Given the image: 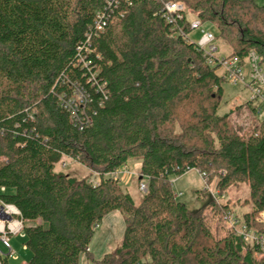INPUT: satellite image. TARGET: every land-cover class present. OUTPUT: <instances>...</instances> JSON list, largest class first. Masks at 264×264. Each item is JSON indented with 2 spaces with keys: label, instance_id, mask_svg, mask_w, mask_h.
<instances>
[{
  "label": "trees",
  "instance_id": "16d2710c",
  "mask_svg": "<svg viewBox=\"0 0 264 264\" xmlns=\"http://www.w3.org/2000/svg\"><path fill=\"white\" fill-rule=\"evenodd\" d=\"M168 1L0 0V204L19 211L30 253L22 264L92 260L93 227L114 210L124 233L97 264H264L235 231L219 234L227 202L191 211L171 183L194 169L217 178L219 195L246 184L243 220L264 230V105L246 102L247 133L235 110L219 115V65L186 37L190 14L216 26L226 57L254 51L264 65V4L176 0L186 11L172 22L162 11ZM63 156L100 182L56 171ZM133 158L147 185L138 205L106 177ZM0 263L16 264L7 255Z\"/></svg>",
  "mask_w": 264,
  "mask_h": 264
},
{
  "label": "rangeland",
  "instance_id": "374dc122",
  "mask_svg": "<svg viewBox=\"0 0 264 264\" xmlns=\"http://www.w3.org/2000/svg\"><path fill=\"white\" fill-rule=\"evenodd\" d=\"M256 3L262 5L264 0H253ZM189 21L195 19V17L188 14ZM203 28L206 31L212 32L216 37V47L217 51L215 56L218 58L226 57L230 52V47L227 43L218 37V31L214 24L205 22L203 23ZM201 35L199 30H192L189 32L188 37L191 41L196 42ZM264 71V65H261ZM245 77L249 72V68L245 67ZM217 73L222 75V69L219 67ZM263 92H264V86ZM250 91L246 82L232 83L226 79L223 82V97L220 103L218 114L222 115L230 110H235L233 118L236 120L237 124L242 126L241 132H249L250 126L244 121L245 116L248 115L249 111L246 107V102L249 100ZM250 101V100H249ZM255 103V102H254ZM257 104V103H256ZM241 109L238 110V107ZM257 118H264V113H257ZM254 123V122H253ZM139 165L140 159L133 158L130 159L119 168L116 172L111 174H106V177H111L116 179L122 191L130 193L133 198L134 204L138 205L143 195L140 187V182H146V179H139ZM56 171H62L70 174L76 178H87L89 182L97 184L100 182V176L80 164L76 160L63 156L59 162L55 164ZM217 178L214 177L211 182H208L203 174L198 170H189L186 173L172 177L171 183L173 191L176 197L185 203L189 210L198 211L204 204L210 200L215 199L216 202L228 203L230 212L227 214L229 220L232 218L238 219L236 229H242L243 215L244 213L251 210V206L244 203L249 194V189L246 184H241L237 187L231 186L221 195H219L218 190L215 188ZM207 217H210L213 222H220L218 216H212L209 209H205ZM223 222V221H222ZM224 229H220L219 234L223 235L226 231H229L228 225L226 224V219L223 224H220ZM124 215L118 210H114L107 214L103 220L93 227L94 233L91 240L87 246L88 251L92 254L93 259H86V256L82 253L79 259V264H97L96 262L100 260L104 254L112 251L120 242L122 235L124 233ZM10 243L13 249L12 257L10 258L13 263L22 264L28 261L30 257L29 251H27L23 244L22 235H10ZM251 243L250 241L248 242ZM252 244V243H251ZM2 249L3 247L0 246ZM7 253V250H5ZM255 257V255H254ZM256 259V258H255Z\"/></svg>",
  "mask_w": 264,
  "mask_h": 264
},
{
  "label": "built area",
  "instance_id": "2783aa9c",
  "mask_svg": "<svg viewBox=\"0 0 264 264\" xmlns=\"http://www.w3.org/2000/svg\"><path fill=\"white\" fill-rule=\"evenodd\" d=\"M130 2L131 0H126ZM162 11L164 16L169 20L174 22L176 19L183 17L186 8L184 4L180 1L172 0L164 2L162 6ZM105 26L104 16L102 13L97 12L94 20V28L97 31H102ZM190 31L199 30L201 35L199 39L194 42L198 48H200L203 53L208 56V62L210 64H217L222 69V77L232 83H244L248 85L250 91L249 100L255 103H260L264 105V71L261 64L259 63V57L254 51H250L248 55L241 59L239 56L234 55L231 57H221L215 56L217 47L215 44L216 37L210 32L203 28V23L195 18L189 21ZM91 30V27H90ZM189 33L186 37H188ZM249 68V72L245 77V67ZM81 93L76 90V99L80 100ZM66 107L69 109L71 114L75 116V109L71 103L68 102ZM264 113V106L259 107L258 113ZM82 129V128H81ZM146 182L141 181L139 189L142 192H146ZM3 190V188H1ZM19 211L13 205L0 204V262L6 255L11 258L13 254V249L10 243V235H23V222L17 217ZM257 222L264 226V216L261 213L257 217ZM238 219L232 218V220L226 218V224L230 230L235 231L245 242H251L250 244L254 247V255L257 261L264 263V230H257L254 227H248L243 221L242 229H236ZM25 247V246H24ZM7 250V253H5ZM1 264V263H0Z\"/></svg>",
  "mask_w": 264,
  "mask_h": 264
},
{
  "label": "crops",
  "instance_id": "0c3cea01",
  "mask_svg": "<svg viewBox=\"0 0 264 264\" xmlns=\"http://www.w3.org/2000/svg\"><path fill=\"white\" fill-rule=\"evenodd\" d=\"M130 160V159H129Z\"/></svg>",
  "mask_w": 264,
  "mask_h": 264
}]
</instances>
